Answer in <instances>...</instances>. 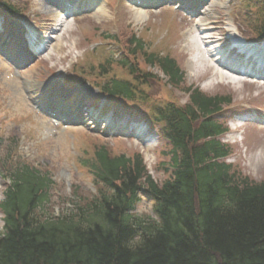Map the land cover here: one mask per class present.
Instances as JSON below:
<instances>
[{
    "label": "rangeland",
    "instance_id": "374dc122",
    "mask_svg": "<svg viewBox=\"0 0 264 264\" xmlns=\"http://www.w3.org/2000/svg\"><path fill=\"white\" fill-rule=\"evenodd\" d=\"M0 1L17 12L0 11V49L3 50L0 52V201L9 183V174L25 165L47 175L52 182L48 203L41 208L45 217L76 214L77 208L96 193L94 177L82 163L92 160L94 149L101 146L111 155H141L147 173L160 184L167 177L165 167L160 164L167 159L160 156L165 145L159 135L161 124H154L153 118L157 109L168 104L185 105L189 87L208 96L229 97L231 104L223 107L216 117L220 124L228 126V122H235L234 114L264 113V88L249 83L231 84L229 79L218 82L212 80V73L198 66L199 46L194 41L189 42L193 34H185L191 21L180 10L163 9L166 5L156 10L138 9L131 6L129 0H102L100 7L65 20L55 15L56 5L61 0ZM209 2L212 7L202 19L215 23V36L224 38V27L225 30L232 27L238 29V33L241 31L240 35L247 40L255 37L251 28L260 27L262 16L254 8L264 6L263 0ZM100 8L102 16L95 13ZM137 16H141V20L136 19ZM61 25V31H57ZM24 27L29 33L33 32L35 39H42L44 43L48 40L45 51L29 63L21 57L15 39L18 32H24ZM131 36L140 40L144 49L175 60L183 73L179 87L167 85L157 67L144 68L145 74L157 77L146 85L128 77L127 70L120 68V61L128 59L125 44ZM105 61L113 64L109 63L107 75H99L96 67ZM52 77L62 84L59 97L34 96L39 90L31 85H43ZM114 77L128 80L139 89L134 101L104 98L95 91ZM36 107L43 110L49 107L52 113L65 117L69 123L56 121L54 125V118ZM105 121L117 125V129L106 128ZM123 121L137 124L135 128L139 132L144 128L143 136L150 140L143 143L140 138L122 134L125 131L118 130L123 129V125H119ZM239 130L229 129L220 137L231 149L225 162L235 166L250 181L259 183L264 180V129L248 128L235 140L234 134ZM139 196L132 213L140 217L150 215L152 198L145 194ZM1 220L0 214V231Z\"/></svg>",
    "mask_w": 264,
    "mask_h": 264
},
{
    "label": "trees",
    "instance_id": "16d2710c",
    "mask_svg": "<svg viewBox=\"0 0 264 264\" xmlns=\"http://www.w3.org/2000/svg\"><path fill=\"white\" fill-rule=\"evenodd\" d=\"M0 11L17 13L1 1ZM259 25L256 36L264 38V17ZM125 47L129 60L120 68L133 82L157 79L145 74L149 66L172 88L182 83L171 56L144 49L134 36ZM109 63L96 67L99 75L109 73ZM99 88L118 101L132 102L139 94L132 82L116 77ZM186 93L185 105L168 104L153 118L165 145L160 156L167 159L160 164L167 175L160 184L139 154L111 155L101 146L82 163L94 177L93 198L76 214L45 217L48 176L25 165L9 174L0 201V264H264V180L250 181L225 162L231 149L219 138L227 128L214 119L231 101L191 87ZM142 194L153 200L145 217L132 213Z\"/></svg>",
    "mask_w": 264,
    "mask_h": 264
},
{
    "label": "bare ground",
    "instance_id": "6f19581e",
    "mask_svg": "<svg viewBox=\"0 0 264 264\" xmlns=\"http://www.w3.org/2000/svg\"><path fill=\"white\" fill-rule=\"evenodd\" d=\"M82 1H84V0H80V4H81ZM133 6H136V4H133ZM211 7L212 6H207L206 9L200 15H197V16H194L193 17L195 19L190 24L191 27H190V29L185 34L187 36L190 35L189 33L193 34L192 36L190 35V38L191 39H190L189 42L190 43H193V41H194V43L196 44V46H199L198 47V53H199V55L201 57L196 61L197 64H198V66H200L202 69L208 70L210 73H212V76H211L212 80L213 79H217L216 81H218V82H224L223 79L228 80L226 73H224V71L221 69V66L218 63H216V62L215 63H212L211 57L209 55H207V53L203 49L204 48V45H206V46L212 47L211 52L212 51L213 52H218L219 50L221 51V49L224 47L223 45L222 46L220 45V41H222V42H227L228 41V39L218 38L219 36L218 37L215 36L214 32H217V31H216V29H214L215 23L213 21H207V22H205V20L202 19L205 15L206 16L208 15L209 8H211ZM95 13L97 15H99V16L104 15V13L102 11V8L97 9L95 11ZM55 15H56V17L57 16H60V14L58 12H55ZM136 19L141 20V16H137ZM48 21L49 22H52V23L56 22L55 20L53 21L51 19H49ZM195 22H197V24H195ZM61 27H62V25L59 26V28L57 29V31H61ZM205 27H206V29H204ZM50 29L53 30V28H48L47 30H50ZM203 29H204V31H203ZM227 30L223 29L224 35L225 34L226 35H229L230 34V30H228V32H227ZM28 38H30V37H28ZM28 38L26 37V39H28ZM31 39H29V40H31ZM192 48H194V47H192ZM36 50H34V52ZM194 50H195V48H194ZM228 58L231 61H234L235 60L236 62H240L241 59H243L242 55L240 53H238L235 49H231L230 50V52L228 54ZM232 82H234V81H229V83H231V84L237 83V82H234V83H232ZM52 83L53 82L48 81L47 83H45L43 85H39V84L35 83V84L31 85V86L33 88H36L39 91H41V94H45L46 91H49V86L50 85H53ZM39 91H36L34 96H38V95L41 96Z\"/></svg>",
    "mask_w": 264,
    "mask_h": 264
}]
</instances>
